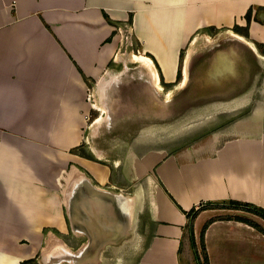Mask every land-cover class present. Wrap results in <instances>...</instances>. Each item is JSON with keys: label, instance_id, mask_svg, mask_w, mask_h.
<instances>
[{"label": "crops", "instance_id": "0c3cea01", "mask_svg": "<svg viewBox=\"0 0 264 264\" xmlns=\"http://www.w3.org/2000/svg\"><path fill=\"white\" fill-rule=\"evenodd\" d=\"M249 7L255 16L264 0H0V264H196L184 211L228 200L264 209V134L197 153L146 150L132 173L89 154L86 135L90 112L104 113L90 97L130 86L136 63L161 90L199 32L226 29L250 47L232 30ZM248 34L262 42L264 25L252 18ZM182 69L180 83L187 56ZM233 210L264 222L203 209L197 247L207 224L209 264H264L263 231L223 215Z\"/></svg>", "mask_w": 264, "mask_h": 264}, {"label": "rangeland", "instance_id": "374dc122", "mask_svg": "<svg viewBox=\"0 0 264 264\" xmlns=\"http://www.w3.org/2000/svg\"><path fill=\"white\" fill-rule=\"evenodd\" d=\"M252 18L264 25V8H257ZM229 32L209 29L193 35L180 52L176 81L161 80V90L144 84L136 63L130 86L112 85L107 96L99 92L90 97L104 113L100 116L93 110L88 116L89 154L109 164L121 162L132 173L134 158L146 150L197 153L214 142L264 134V38L257 42L243 36L252 50ZM133 50L138 52L137 47ZM186 56L187 79L181 86ZM223 215L258 223L257 229L264 233L261 219L239 216L234 210ZM197 248L203 261L199 239Z\"/></svg>", "mask_w": 264, "mask_h": 264}, {"label": "trees", "instance_id": "16d2710c", "mask_svg": "<svg viewBox=\"0 0 264 264\" xmlns=\"http://www.w3.org/2000/svg\"><path fill=\"white\" fill-rule=\"evenodd\" d=\"M260 8H263V7H260ZM251 13H252V7H249V9L247 10V12L244 15V18L246 19V25L240 26L238 24H235L232 27V30L235 33H238V34H240L246 38L249 36L248 35V26H249V23L251 21ZM210 29H213V28H210ZM147 55L151 56L148 53H147ZM154 62H155V60H154ZM92 159H94V158H92ZM94 160H96V159H94ZM206 208L238 209V210H243L246 212L253 213V214L261 217L262 219H264V209L263 208L258 207L252 203L240 202V201H236V200H228L226 202L200 203L197 207H192L190 210L184 211L186 217L188 218V229H189V235H190V242H191V247H192V251H193V255H194V259H195L196 264H209L208 258L205 254H204V260L203 261L200 258L198 248H197V244H196L195 238H194L193 229H192L194 218L197 216V214L201 210L206 209ZM237 220L242 221L244 223H247L249 225H252L253 227H258L256 224H253L244 218H238ZM206 227H207V224L203 225V227L200 231V235H199L200 244H201V247L203 248V250H204V231H205Z\"/></svg>", "mask_w": 264, "mask_h": 264}, {"label": "bare ground", "instance_id": "6f19581e", "mask_svg": "<svg viewBox=\"0 0 264 264\" xmlns=\"http://www.w3.org/2000/svg\"><path fill=\"white\" fill-rule=\"evenodd\" d=\"M229 33H231V35H233V33L232 32H229ZM235 37V36H234ZM237 37V36H236ZM241 38V37H240ZM239 38V39H240ZM249 45H251V43H249ZM252 46V45H251ZM250 46V47H251ZM253 48V47H252ZM170 55V57H168V59H165V58H161V62H162V66H163V69H164V71H165V73L166 74H168L169 75V72L171 73V70L173 69V66H174V59H172L171 57H172V54H169ZM135 59H137V60H143V61H145V63H146V65L147 66H149L150 67V70H151V72H152V74H153V80L154 81H156V80H158V77H157V74H156V71H155V69H154V67H153V65H152V62H151V60H150V58L149 57H147L146 55H143V54H138V55H136V57H135ZM226 69V68H225ZM186 71H187V69H186ZM186 71H185V73H186ZM186 75V74H185ZM185 77V76H184ZM186 80V79H185ZM185 83V81L182 83H180V85L182 86V84H184Z\"/></svg>", "mask_w": 264, "mask_h": 264}]
</instances>
